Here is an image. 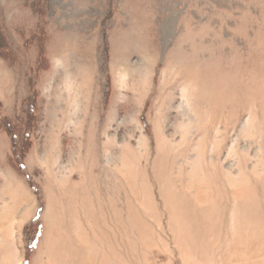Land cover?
<instances>
[{
    "label": "rangeland",
    "instance_id": "rangeland-1",
    "mask_svg": "<svg viewBox=\"0 0 264 264\" xmlns=\"http://www.w3.org/2000/svg\"><path fill=\"white\" fill-rule=\"evenodd\" d=\"M0 33V264H264V0H0Z\"/></svg>",
    "mask_w": 264,
    "mask_h": 264
},
{
    "label": "trees",
    "instance_id": "trees-1",
    "mask_svg": "<svg viewBox=\"0 0 264 264\" xmlns=\"http://www.w3.org/2000/svg\"><path fill=\"white\" fill-rule=\"evenodd\" d=\"M0 42H1V33H0ZM1 48H2V47L0 46V49H1ZM0 53H1V52H0ZM32 100H33V99H32ZM30 110H32V112L35 111L34 102H33V104L30 106ZM29 114H30V113H29ZM29 114H28V115H29ZM30 115H31V114H30ZM2 129L7 130L8 132H9L8 129H10V130L12 131V124H10L9 121H8L7 119H5V120L0 119V130H2ZM34 225H35V222H33L32 225H31L30 227L32 228V227H34ZM39 230H40V225H39V223H37V224H36V231H35L34 237L31 238V240H30V243H32V244L29 245V246H30V247H29V250H32V249L35 247L36 240H37V236H38V234H39Z\"/></svg>",
    "mask_w": 264,
    "mask_h": 264
}]
</instances>
